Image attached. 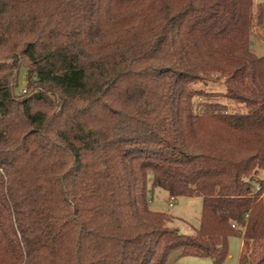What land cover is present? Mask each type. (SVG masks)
I'll return each mask as SVG.
<instances>
[{
    "label": "trees",
    "instance_id": "16d2710c",
    "mask_svg": "<svg viewBox=\"0 0 264 264\" xmlns=\"http://www.w3.org/2000/svg\"><path fill=\"white\" fill-rule=\"evenodd\" d=\"M263 22L264 0H0V264H223L230 236L264 264ZM149 174L201 198L191 233Z\"/></svg>",
    "mask_w": 264,
    "mask_h": 264
},
{
    "label": "rangeland",
    "instance_id": "374dc122",
    "mask_svg": "<svg viewBox=\"0 0 264 264\" xmlns=\"http://www.w3.org/2000/svg\"><path fill=\"white\" fill-rule=\"evenodd\" d=\"M251 50L259 55H264V22L256 25L250 35ZM26 73L24 68L13 87L16 95H21L25 90ZM200 86V85H198ZM219 89L211 83L208 85ZM148 199L150 208L169 213L173 219L170 226L182 233H191L193 227H198L201 214V198L199 196H178L171 198L164 189L151 186V174L147 176ZM171 203V205H170ZM242 249V239L230 236L228 239L229 254L223 264H237ZM210 259L192 255H180L178 250L172 251L165 264H208Z\"/></svg>",
    "mask_w": 264,
    "mask_h": 264
},
{
    "label": "built area",
    "instance_id": "2783aa9c",
    "mask_svg": "<svg viewBox=\"0 0 264 264\" xmlns=\"http://www.w3.org/2000/svg\"><path fill=\"white\" fill-rule=\"evenodd\" d=\"M255 2H259V1H261V0H254ZM170 205H171V203H170Z\"/></svg>",
    "mask_w": 264,
    "mask_h": 264
},
{
    "label": "crops",
    "instance_id": "0c3cea01",
    "mask_svg": "<svg viewBox=\"0 0 264 264\" xmlns=\"http://www.w3.org/2000/svg\"><path fill=\"white\" fill-rule=\"evenodd\" d=\"M150 202V201H149ZM150 206V205H149Z\"/></svg>",
    "mask_w": 264,
    "mask_h": 264
}]
</instances>
